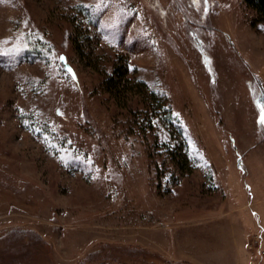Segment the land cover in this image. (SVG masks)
I'll return each instance as SVG.
<instances>
[{
  "label": "rangeland",
  "instance_id": "1",
  "mask_svg": "<svg viewBox=\"0 0 264 264\" xmlns=\"http://www.w3.org/2000/svg\"><path fill=\"white\" fill-rule=\"evenodd\" d=\"M252 18L241 0H0V264H247Z\"/></svg>",
  "mask_w": 264,
  "mask_h": 264
},
{
  "label": "crops",
  "instance_id": "2",
  "mask_svg": "<svg viewBox=\"0 0 264 264\" xmlns=\"http://www.w3.org/2000/svg\"><path fill=\"white\" fill-rule=\"evenodd\" d=\"M256 190H258V186H256ZM262 200V199H261ZM255 208V217L257 221H259L257 224L261 225V229L263 231V234H260V236H257V246L256 250L254 252H249L247 254L246 263L247 264H264V255L260 254V250L264 248V205L259 204L258 201L256 203ZM246 238V237H245ZM245 247H248V241L245 239L244 243Z\"/></svg>",
  "mask_w": 264,
  "mask_h": 264
},
{
  "label": "trees",
  "instance_id": "3",
  "mask_svg": "<svg viewBox=\"0 0 264 264\" xmlns=\"http://www.w3.org/2000/svg\"><path fill=\"white\" fill-rule=\"evenodd\" d=\"M241 1L243 2V4L248 9H250L253 12V18L251 19L252 25H255L256 23H259V22L264 23V0H241ZM116 71L118 72L117 69H116ZM109 79H111V77ZM138 85H140V84H138ZM138 87H140V89L142 88L141 86H138ZM153 94H154V92H152V94H150V101L155 102L156 105H158L157 101H159V100ZM154 107H156V106H153V109H154ZM182 161H183V158H182Z\"/></svg>",
  "mask_w": 264,
  "mask_h": 264
},
{
  "label": "snow or ice",
  "instance_id": "4",
  "mask_svg": "<svg viewBox=\"0 0 264 264\" xmlns=\"http://www.w3.org/2000/svg\"><path fill=\"white\" fill-rule=\"evenodd\" d=\"M197 2H199V0H193L194 4ZM203 2L204 4H207L208 0H203ZM204 10L207 11V8H205ZM2 54H5V53L0 52V55ZM60 59H63V57H60ZM256 107L259 110V117H258L257 123L260 124L261 126H264V103L257 102Z\"/></svg>",
  "mask_w": 264,
  "mask_h": 264
},
{
  "label": "built area",
  "instance_id": "5",
  "mask_svg": "<svg viewBox=\"0 0 264 264\" xmlns=\"http://www.w3.org/2000/svg\"><path fill=\"white\" fill-rule=\"evenodd\" d=\"M260 254L264 255V248L260 250Z\"/></svg>",
  "mask_w": 264,
  "mask_h": 264
}]
</instances>
